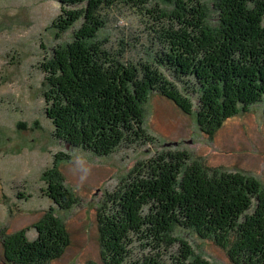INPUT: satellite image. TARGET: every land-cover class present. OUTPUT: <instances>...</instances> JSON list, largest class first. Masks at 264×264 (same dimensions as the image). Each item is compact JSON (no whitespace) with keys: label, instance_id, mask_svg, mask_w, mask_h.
<instances>
[{"label":"trees","instance_id":"16d2710c","mask_svg":"<svg viewBox=\"0 0 264 264\" xmlns=\"http://www.w3.org/2000/svg\"><path fill=\"white\" fill-rule=\"evenodd\" d=\"M60 2L53 27L72 37L43 66L46 112L56 136L74 148L110 155L153 140L144 107L153 92L188 113L198 101V122L210 137L264 103V0H167L159 8L148 0ZM121 6L152 20L141 59L127 57L129 42L114 48L100 35ZM44 177L60 209L79 202L57 164ZM97 217L104 264H217L196 238L224 248L234 264H264V184L187 152L165 150L140 162L107 194ZM37 227L35 240L24 231L2 234L6 264H45L65 253L71 236L56 209Z\"/></svg>","mask_w":264,"mask_h":264},{"label":"rangeland","instance_id":"374dc122","mask_svg":"<svg viewBox=\"0 0 264 264\" xmlns=\"http://www.w3.org/2000/svg\"><path fill=\"white\" fill-rule=\"evenodd\" d=\"M146 3L149 8L168 7L167 0ZM60 14V0H0V264H6L2 234L24 231L35 240L37 225L51 208L65 221L71 243L60 258L45 264H104L99 206L140 162L165 150L187 152L207 167L239 170L264 184L263 102L229 118L210 137L200 128L198 101L188 113L153 92L144 104L145 128L153 140L98 155L59 139L46 112L49 86L43 66L51 62L53 48L72 37V31L60 35L53 27ZM147 16L136 8L116 7L100 35L114 48L129 42L127 57L141 59L146 24L152 21ZM56 164L67 188L80 199L70 209H60L49 194L44 175ZM194 241L202 243L198 247L206 259L234 264L215 242Z\"/></svg>","mask_w":264,"mask_h":264}]
</instances>
